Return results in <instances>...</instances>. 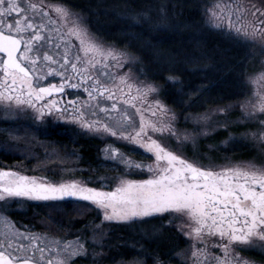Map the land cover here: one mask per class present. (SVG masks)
<instances>
[{
	"label": "snow or ice",
	"instance_id": "1",
	"mask_svg": "<svg viewBox=\"0 0 264 264\" xmlns=\"http://www.w3.org/2000/svg\"><path fill=\"white\" fill-rule=\"evenodd\" d=\"M44 7L33 0H0V54H3L0 57V72L3 73L0 103L8 102L4 109L6 114L31 109L33 118L40 120L45 110L48 114L53 109L60 111L55 100L40 104L46 97L64 93L66 88L82 89L87 98L80 107H76L77 101L70 102L76 113L75 122L89 132L104 133L152 153L154 163L147 166L152 176L140 181L113 177L114 189L103 191L76 181L54 184L13 171H0V201L15 197L53 202L77 198L95 205L107 222H144L143 218L154 215L171 217L169 226L176 227L192 241L190 255L183 250L176 254L181 260L190 261V264H249L239 256L237 249H252L258 243L264 247V165L248 163L216 170L197 166L169 150L154 136L175 137L180 143L190 137L187 133L183 137L177 133L176 114L163 101L149 100L159 95V85L137 82L131 67L128 72L119 71L134 63L136 58L105 45L89 32L79 17L57 5L53 11L58 18H72L68 35L79 40V52L83 55L78 53L70 57L67 46L60 52V44L55 41H63L64 36L54 27L56 21L48 16ZM207 13L212 27L226 29V35L234 34L237 39L259 40L264 44V8L245 3V0H230L213 5ZM45 45L55 47L59 58L47 51L41 56ZM47 76L59 77L60 81L40 86V81ZM167 81L172 85L181 84L174 75L167 77ZM260 81H264V72L249 77L252 85ZM240 108L243 120H254L258 113L264 115V102L260 103L258 112L257 106L250 101L240 104ZM82 109L90 110V115L97 119L85 118L88 113ZM195 119L198 123L207 122L210 116L203 114ZM257 122L262 131L253 132L251 136L264 142V119ZM105 156L127 167L142 168L114 147L105 149ZM6 219L0 216V223ZM176 220L181 223L176 225ZM99 228L97 225L94 229V244L103 239ZM19 238L30 241L28 247L20 244L16 249L24 255H6L5 246L11 248L13 241ZM40 240L19 232L5 233L0 239V264H14V261L16 264H70L85 251L79 238L64 243L63 247L60 240L43 245ZM212 249H222V255H215Z\"/></svg>",
	"mask_w": 264,
	"mask_h": 264
},
{
	"label": "rangeland",
	"instance_id": "2",
	"mask_svg": "<svg viewBox=\"0 0 264 264\" xmlns=\"http://www.w3.org/2000/svg\"><path fill=\"white\" fill-rule=\"evenodd\" d=\"M33 2L38 5H44L45 7L43 10L53 21H56L54 27L58 28L59 32L64 36L63 41H55V43L60 44V52H63L65 46H67L70 57H75L78 53L83 55L82 52H79V40H77L75 36L68 35V29L72 26V18L70 17L67 20H61L58 18L53 11L54 7L57 5L64 6L71 13L75 14V16L79 17L80 21L87 27L89 32L105 45L126 51L118 48L112 42L104 40L100 36V38L96 36L95 33L85 24L83 17L79 13L66 7L64 4L51 0H33ZM228 2H230V0H207V4L202 8L200 15L202 22L206 27L224 34L225 37L227 36L245 47V56L249 58V61L243 65L241 73L242 80H240L241 84L239 85V88H237L238 93L237 89L233 92V94H238L235 101L232 100L225 105L210 109L208 108L202 113L193 115V117L189 116V119L184 120L185 122L182 121L184 123L181 124L178 121L176 112L172 107L167 105L172 112L176 114L175 128L177 133L181 137L187 133L190 139L186 142L180 143L175 137H169L167 135L161 137L159 134L154 136V138L159 139L169 150L180 155L188 162H192L197 166L213 168L216 170H219L224 166L244 165L248 163L264 165V142L254 140L251 136V133L253 132L258 133L262 131L257 121L264 119V115L258 113L254 120H243L242 110L240 108V104L250 101L257 106L258 112L260 103L264 102V81H260L255 85L249 83V77H254L260 72H264V44H261L259 40L245 41L237 39L234 34L230 37L226 35V29L212 27L208 22L207 10L217 3ZM245 3H254L257 7H260L261 4L263 6L264 0H245ZM12 15L15 16L16 14L13 13ZM233 19L235 18L233 17ZM248 19H251V17L249 16ZM114 22L115 21L112 23ZM45 23H47V20H45ZM244 23H247V20H245ZM45 51L50 55L59 58L56 56L57 49H55V47L49 48V46L45 45V47L41 49L40 54H43ZM129 67L132 69L133 79L137 80V82L146 81L155 83L148 81L145 78L143 79L137 74L135 62L130 63L119 71L121 73L128 72ZM155 84L158 85L157 83ZM159 88V95L149 97V100L159 99L163 101L161 98V87L159 86ZM179 93L182 95L186 92L183 93V91L179 90ZM82 95L83 96L78 99L76 107H80L83 101L87 98L86 93L83 92ZM7 103V101L0 103V137L2 136L5 139L4 142H0V148L5 154H13L20 158H26L23 160L20 159L21 164L19 165L8 166L7 164L0 163V171L9 170L29 177H36L40 182L54 184L76 181L87 187L103 191H111L114 189L115 181L112 179L113 177H123L134 181L151 178L152 173L148 171L147 166L153 165L154 163V155L152 153H148L145 149L128 141L117 140L115 137H110L104 133L98 134L87 131L82 128L79 123L75 122L74 118L76 113L73 109L67 110L62 114L55 113V109H53L51 114L45 113L43 119L37 120L33 118L31 109L27 112L13 111L11 114H6L4 109ZM218 109H224V111H218ZM82 110L88 113L85 118L89 120L97 119L96 116L90 115V110ZM130 111L134 110L130 109ZM203 114L209 115L210 120L198 123L195 117ZM100 118L103 119V114H100ZM136 121L138 123V116L136 117ZM13 125H16L18 128L22 126L30 128H46L47 126L61 125L69 134H84L88 137L102 140L105 142V147L99 159L103 166L98 170L86 171L83 168L78 167L75 162H69V165L59 167L47 166L46 164L36 165V162L41 161L40 159H35L34 162H32L33 166H31V153H33L35 141L33 140V137L28 136L30 132H25V135L20 136L19 138L8 134L7 130ZM236 131H238V133H235ZM232 132L235 134H232ZM110 147L118 149L121 153L125 154L128 160L135 164H141L142 168L127 167L119 160L114 161L108 159L105 156V149ZM21 152L26 156L22 155ZM243 154L245 156H242ZM135 158L137 160H135ZM51 159H53L52 156L43 158V160H46V163ZM67 161L68 160H65V162ZM56 202L59 201H55L54 203ZM51 203L53 202L49 201L45 204L48 207V204ZM39 204L40 202L31 200L27 197L6 198L4 201H0V216L7 218L4 223H0V238H4L5 233L12 231L24 235L40 237L41 241L44 242L46 237L49 236L48 234L41 232L36 227L35 229H32L29 221H24L17 217L18 215L22 216L24 213H27L32 207L36 208L35 206ZM80 204L92 213V215H90L92 216L91 221L87 219L77 221L88 225V228H86L87 225H85V228L83 229L84 237L81 242L84 244L85 251L83 255H78L82 257L84 256L83 260L95 261L94 264H190V261L181 260L176 254L183 250L190 255V244L192 241L183 236L176 227L169 226L168 221L171 217L154 215L153 217L143 218L144 222H141L140 220H137V222L134 223L116 221L107 222L103 221L102 211L96 207H92L91 203L83 202ZM180 223L181 221L179 220L175 221L176 225H179ZM97 225L100 226L99 231L103 233V239L100 243L94 244L92 238L95 234L94 229ZM34 230L44 234L38 235ZM129 238L142 241L145 249L144 253L147 255V258L143 259L140 257L143 250L141 246L142 244L136 243L135 241H129ZM17 240L20 242L29 241L23 238ZM171 242H175L172 250H166ZM177 244H179L178 248ZM120 249L124 251L130 250L131 255H118L121 251ZM212 251L217 256L222 255L223 252L222 249H212ZM112 252L114 254L111 255ZM158 252L161 253L162 258L160 254H157ZM237 252L239 256L242 257L243 260L248 261L249 264H253L254 262L251 260L248 253L253 252L256 254L258 264L259 259L260 264H264V247H260L259 243L252 249H237Z\"/></svg>",
	"mask_w": 264,
	"mask_h": 264
},
{
	"label": "trees",
	"instance_id": "3",
	"mask_svg": "<svg viewBox=\"0 0 264 264\" xmlns=\"http://www.w3.org/2000/svg\"><path fill=\"white\" fill-rule=\"evenodd\" d=\"M51 1L79 13L96 36L135 57L137 74L161 87L162 100L173 108L180 124L208 108L235 101L243 65L249 58L245 56L244 46L203 24L200 12L207 0ZM170 75L178 77L181 84H170L167 81ZM181 88L185 94L180 95ZM236 89L237 93L233 94ZM25 132H30L28 136L35 141L31 166L35 159L41 160L36 165L52 167L75 162L86 171L103 166L99 159L105 147L102 140L84 134H69L61 125L46 128L13 125L7 130L16 138L24 136ZM4 141L1 136L0 142ZM50 156L53 159L46 163L43 158ZM25 158L5 154L0 148V163L19 165L20 159ZM45 203L40 202L36 208L17 217L52 235L60 232L57 222L92 219V213L80 204L82 202H53L48 204L49 208ZM67 227L63 226L64 229ZM174 243L171 242L166 250L171 251Z\"/></svg>",
	"mask_w": 264,
	"mask_h": 264
},
{
	"label": "flooded vegetation",
	"instance_id": "4",
	"mask_svg": "<svg viewBox=\"0 0 264 264\" xmlns=\"http://www.w3.org/2000/svg\"><path fill=\"white\" fill-rule=\"evenodd\" d=\"M260 7L261 8H264V3H263V6L261 4ZM40 55L42 56L43 54H40ZM2 56H3V54H0V57H2ZM54 58H56V57H54ZM44 63H47V62H44ZM53 67H56V66L53 65ZM45 71H46V69H45ZM2 77H3V73L0 72V79H2ZM59 81H60V78L59 77H56V76H47L46 78H44V79H42L40 81V86H47L48 83H59ZM72 82H75V81H72ZM82 93H83V90L82 89H69V88H66L64 93H53L52 96L46 97L44 101H41L40 102V104H44V103H47L49 101L55 100L57 102L58 107L60 108V111H56L55 110V113H61L62 114L63 112H65L67 110L73 109V105L70 102L71 101H77V103H78V99L77 98L78 97L79 98L82 97L83 96ZM45 113H47V110H45ZM135 160H137V159L135 158ZM62 201L63 202L78 201V202H82V203L83 202L91 203L89 201L75 200V199H72V198H65ZM38 202H49V201H38ZM92 207L95 208L96 206L92 205ZM57 223H58L57 225H60V230H59L60 232L55 233L53 235H52V233H46L49 236L46 237V240L44 242H42L40 240V243L42 245L43 244H48L49 241L54 240V239L60 240L62 242L61 243V247H63V244L66 243V242H75L77 240V238H79L80 243L82 242L83 237H84V230L83 229L85 228V225H87L86 223H80V222H77V221L76 222H74V221H72V222L60 221V222H57ZM63 226H68V227L64 229ZM31 228L32 229H35V226H33V227L31 226ZM86 228H88V225H87ZM35 232L38 235L44 234V233H41L39 231H35ZM0 239H3V238H0ZM128 240L129 241H132V242L135 241L136 243L142 244L141 246H142L143 250H142V253L140 254V257L143 258V259L144 258H147V255L144 253V250L145 249H144V245H143V243H142L141 240H138V239L132 240L130 238ZM20 244H23V245H25V247H28L29 244H30V241H28V242H20V241H18L16 239V240L13 241V244H12V247L11 248H8V247L5 246V248L3 250L5 251V254L6 255H10L11 257H19V256H22V255H24V253L16 250L17 247ZM178 245L179 244H177V248H178ZM49 246H51V245H49ZM120 250L121 251H120V253H118V255H126V256H130L131 255V251L130 250H125V251L122 250V249H120ZM173 253H171V254H173ZM28 254L30 255L31 254V251H29ZM112 254H114V253L112 252L111 255ZM157 254H159V252ZM248 254H249L251 260L254 262L253 264H258V262H257L258 259L256 258V254L253 253V252H250ZM45 255L47 256L48 253L46 252ZM82 255H83V253H82ZM168 255H170V254H168ZM37 256H39V253H37ZM161 258H162V256H161ZM83 259H84V256L83 257L82 256H76L75 258H73L70 261V264H94V262H95V261L93 262L92 260L85 261ZM96 262H97V260H96ZM14 263H16V261H14ZM259 264H260V259H259Z\"/></svg>",
	"mask_w": 264,
	"mask_h": 264
},
{
	"label": "water",
	"instance_id": "5",
	"mask_svg": "<svg viewBox=\"0 0 264 264\" xmlns=\"http://www.w3.org/2000/svg\"><path fill=\"white\" fill-rule=\"evenodd\" d=\"M73 199L79 200V199H77V198H73ZM14 264H16V263H14Z\"/></svg>",
	"mask_w": 264,
	"mask_h": 264
}]
</instances>
